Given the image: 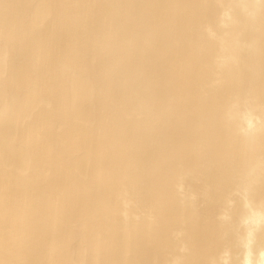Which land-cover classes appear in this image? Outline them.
I'll use <instances>...</instances> for the list:
<instances>
[{
  "label": "bare ground",
  "instance_id": "1",
  "mask_svg": "<svg viewBox=\"0 0 264 264\" xmlns=\"http://www.w3.org/2000/svg\"><path fill=\"white\" fill-rule=\"evenodd\" d=\"M0 264H264V0H0Z\"/></svg>",
  "mask_w": 264,
  "mask_h": 264
},
{
  "label": "water",
  "instance_id": "2",
  "mask_svg": "<svg viewBox=\"0 0 264 264\" xmlns=\"http://www.w3.org/2000/svg\"><path fill=\"white\" fill-rule=\"evenodd\" d=\"M118 14H121L120 12H118ZM125 27L127 28V25H125ZM105 172V171H104Z\"/></svg>",
  "mask_w": 264,
  "mask_h": 264
}]
</instances>
